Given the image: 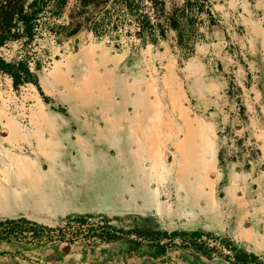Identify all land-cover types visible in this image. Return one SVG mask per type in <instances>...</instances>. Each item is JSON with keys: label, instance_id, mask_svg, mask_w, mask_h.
<instances>
[{"label": "rangeland", "instance_id": "rangeland-1", "mask_svg": "<svg viewBox=\"0 0 264 264\" xmlns=\"http://www.w3.org/2000/svg\"><path fill=\"white\" fill-rule=\"evenodd\" d=\"M203 4L182 40L173 29L141 39L123 9L103 35L44 34L32 46L39 88L15 89L0 72V219L56 228L103 215L124 230H196L219 251L186 235L133 250L126 239H0V264H229L221 239L264 264V0ZM121 112L151 119L124 181L103 147L106 120Z\"/></svg>", "mask_w": 264, "mask_h": 264}, {"label": "trees", "instance_id": "trees-1", "mask_svg": "<svg viewBox=\"0 0 264 264\" xmlns=\"http://www.w3.org/2000/svg\"><path fill=\"white\" fill-rule=\"evenodd\" d=\"M70 0H0V72L7 74L16 89L25 83H33L38 88V77L34 69L39 68V60L34 58L36 50L32 46L44 34L58 37L76 34L83 28L91 30L97 36L111 30L110 23L115 25L123 9L137 25L136 34L141 39L157 40L164 37L167 29H173L182 40V32L187 34L195 29L193 13L204 9V0H184L178 5L171 1L168 9L166 0H148L154 8L153 16L145 10L143 0H74L67 18L60 20ZM101 13L99 14V11ZM98 12V13H97ZM124 15V14H123ZM16 44L11 56L4 54V48ZM34 61L33 68L30 61ZM221 150L217 160L222 164ZM92 214H71L65 218V224L52 228L39 224L26 217L0 219V239L54 240L75 238L115 241L126 239L128 250L137 249L145 239L150 245L164 247L175 244L174 237L186 235L196 249L209 253L219 251L217 244L209 248L205 242H199L201 233L192 231L189 234L173 231L168 233L160 229L133 227L124 230L114 226L107 216L92 218ZM167 242H163V239ZM221 252L229 264H263L261 257L254 252L240 249L230 242L221 239Z\"/></svg>", "mask_w": 264, "mask_h": 264}, {"label": "crops", "instance_id": "crops-1", "mask_svg": "<svg viewBox=\"0 0 264 264\" xmlns=\"http://www.w3.org/2000/svg\"><path fill=\"white\" fill-rule=\"evenodd\" d=\"M111 117L105 123L107 135L103 141V147L107 154L110 152L117 153V155L107 156V164L109 169H113V171L119 172L121 170L120 175L123 177L122 181H124L125 168L129 166L130 160L134 158V156L130 157L129 154L135 155V153L141 151L140 141L144 135L142 133L151 127V119L149 116L142 119L140 115L125 112L113 113ZM100 146L102 147V145ZM228 235L231 239L234 238V234L230 233Z\"/></svg>", "mask_w": 264, "mask_h": 264}]
</instances>
